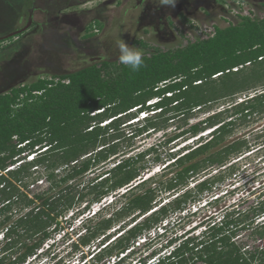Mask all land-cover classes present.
<instances>
[{
  "label": "trees",
  "instance_id": "16d2710c",
  "mask_svg": "<svg viewBox=\"0 0 264 264\" xmlns=\"http://www.w3.org/2000/svg\"><path fill=\"white\" fill-rule=\"evenodd\" d=\"M21 1L30 14L34 0ZM102 26L97 19L91 21L86 36L95 35ZM23 34L21 31L8 39ZM3 40L0 38V43ZM137 43L146 50L139 71H132L119 60L101 59L0 93V264L25 263L58 228V218L85 196L91 198L77 213L109 193L125 189L121 197L126 201L112 214L87 225L78 242L89 245L116 222L130 216L129 224H135L104 249L107 256L116 252L118 260L114 264H121L125 260L121 255L138 237L155 228L163 217L184 209L189 198L211 191L213 182L210 178L198 181L194 192L188 189L157 208L159 193L175 191L181 183L187 186L203 167L208 170L209 166H220L245 147L244 140H235L216 149L234 131L236 118L246 120L256 111L264 112V17L241 15L236 23L213 25L204 36L174 48L162 49L144 40ZM257 87L262 90L232 106L230 120L223 121L222 111L188 124L196 108L204 109L215 101ZM134 111L153 114L125 134L122 125L129 124ZM177 116L184 122L165 143L187 133L197 135L206 126H217L210 138H202L183 154L172 157L169 153L173 161L160 176L166 179L155 185L149 182L157 175L139 181L137 165L146 153L126 157L118 142L162 129ZM39 167L46 170L50 184L30 196L23 188L27 187L25 180L32 169ZM60 167L61 174L56 172ZM102 168H106L103 173L95 172ZM80 185L87 192L80 191ZM258 209V216L264 214V202ZM144 215L147 216L136 223ZM226 216L220 224L209 226L200 241L190 234L183 236L156 264H187L189 259L208 264H264V247L243 251L233 240L244 220L231 218L228 213ZM261 227L259 236L263 238L264 223ZM176 241L170 239L166 248ZM218 243L223 249H217ZM199 244H203L200 249ZM139 264L147 263L141 258Z\"/></svg>",
  "mask_w": 264,
  "mask_h": 264
},
{
  "label": "rangeland",
  "instance_id": "374dc122",
  "mask_svg": "<svg viewBox=\"0 0 264 264\" xmlns=\"http://www.w3.org/2000/svg\"><path fill=\"white\" fill-rule=\"evenodd\" d=\"M241 15L263 18L264 7L259 5L257 0H177L174 8L158 6L156 0H34V8L28 14L21 0H0V38L5 39L0 43V93L13 86L34 81L38 77L73 71L101 59L118 60L119 50L116 41L120 37L143 54L146 50L137 43L138 40H144L162 49L174 48L185 45L189 39L204 36L205 31L213 29V25L224 27L229 21L236 23ZM95 19L101 21L103 26L95 31V35L88 37L86 28ZM17 30H23L24 34L12 39L5 37ZM261 87L241 91L233 98L220 99L204 109L196 108L188 124L197 123L209 115L222 111L223 121L230 120L233 117L232 106L248 96L253 97L262 90ZM148 114L152 115L153 111L144 115L134 111L132 118L127 121L129 124H123L121 130L128 134L130 129L143 122V118ZM183 122L182 118L177 116L170 119L167 126L162 129L142 133L131 141L123 139L118 142L120 151H125L126 157L146 153L144 159L137 165L140 167L139 181L144 178L149 180L157 175V179L149 182V185H155L160 179H166L160 176L163 168L173 161L169 158V153L172 152V157L174 154L177 156L183 154L197 146L198 142L210 138L217 126H206L204 131L197 135L187 133L170 144L165 143L170 135L179 132L177 127L179 128ZM234 122V131L216 149L235 140H244L245 147L235 155L232 154L220 166L208 167L207 164L208 170L203 167L195 176L196 179L191 180L187 186L186 182L181 183L175 191L158 194L155 204L157 208L160 204L184 194L188 189L194 192L198 181L210 178V182H213L211 191H203L200 196L196 195L195 199L189 198L184 209L165 216L166 219L163 217L155 227L157 229L149 230L147 235L145 234L146 239L152 243L149 248L158 249V253L168 255L183 236L191 233L198 235L199 232L202 234V231L206 230L205 226L220 224L225 220L226 213L231 218L240 217L244 220L235 230L233 237L243 251H254L256 246L264 247V237L259 236L264 214L257 215L258 207L264 202V112L256 111L246 120H242L241 116ZM105 169H98L95 172L101 174ZM61 171L63 170L60 167L56 172L61 174ZM95 172L86 178L96 174ZM46 174L43 167L32 169L31 174L26 177L27 187L24 186V190L30 196L46 190L50 184ZM79 182L83 183L82 180ZM79 190L87 192L84 185H80ZM122 192H125V189L109 193L100 202L92 203L90 208L82 213L77 212L85 208L91 195L77 201L74 208L67 210L58 218L60 225L38 248L36 251L38 255L36 257L32 255L26 263L116 262L118 260L116 252L107 256L104 255V249L135 224V222L129 224L130 216L116 222L89 245L78 242L79 235L86 233L87 225L92 226L105 215L112 214L126 201V197H121ZM145 216L147 215L140 217L136 223L142 221ZM2 217L3 215H0V220ZM109 234V238H104ZM172 238L177 240L176 243L166 248ZM143 247L146 246L140 245L133 254L137 252L140 254L143 251L140 248ZM151 249L146 253V250L142 252V257L151 254ZM131 250L132 248L124 254H129ZM187 264L208 263L189 259Z\"/></svg>",
  "mask_w": 264,
  "mask_h": 264
},
{
  "label": "clouds",
  "instance_id": "9594fccd",
  "mask_svg": "<svg viewBox=\"0 0 264 264\" xmlns=\"http://www.w3.org/2000/svg\"><path fill=\"white\" fill-rule=\"evenodd\" d=\"M156 3L158 4V6H169V7H173L174 8L176 6L177 0H156ZM116 47L119 50V57H118L119 63L129 67L134 72L135 71H139L140 68L144 64V60L142 58V56H143L142 52L138 48H136L134 46H130V44L127 43L125 41V39H123L122 37L117 39ZM142 113L144 115V114H146L148 112H141V114ZM148 116H149V114L146 117H144L143 120H145ZM130 255L131 254L125 255V258H124L125 260L124 261H126V259Z\"/></svg>",
  "mask_w": 264,
  "mask_h": 264
},
{
  "label": "built area",
  "instance_id": "2783aa9c",
  "mask_svg": "<svg viewBox=\"0 0 264 264\" xmlns=\"http://www.w3.org/2000/svg\"><path fill=\"white\" fill-rule=\"evenodd\" d=\"M164 219H166V217H164ZM153 229H157V228H153ZM153 229H151V230H153ZM159 229V228H158ZM147 235V231H145L140 237H138L137 238V240L134 242V244L128 249V250H130L131 248H132V250H131V252L129 253V254H131L127 259H126V261H124L123 263H121V264H139L140 263V261H141V258L142 259H144L145 260V262L147 263V264H156L161 258H162V255L163 254H160V253H158V249H155V248H153V249H151V248H149V246H151L152 245V243H151V240H149V239H146V235ZM143 238H144V240H143ZM140 240H143L141 243L139 242ZM150 242V243H149ZM136 245H138V247L136 246ZM140 245H145L146 247H143V248H145V249H143V248H140V249H142L143 251L142 252H144L145 250V253L147 252V250H149V249H151L152 250V252H151V254H149V255H147V254H145L143 257H142V255H141V253L140 254H137V253H135V254H133V251L136 249V250H138V248H139V246ZM161 248H163L162 246H161ZM141 251V250H140ZM127 252V251H126ZM36 254H37V252H36ZM35 255V254H34ZM33 255V256H34ZM124 256L126 255V254H123ZM31 257V256H30ZM30 257H28V258H30ZM28 261V260H27ZM26 261V262H27ZM23 263V264H27V263ZM40 263V262H39ZM87 262H85L84 264H86ZM115 263V262H114ZM113 263V264H114Z\"/></svg>",
  "mask_w": 264,
  "mask_h": 264
},
{
  "label": "flooded vegetation",
  "instance_id": "af4514ba",
  "mask_svg": "<svg viewBox=\"0 0 264 264\" xmlns=\"http://www.w3.org/2000/svg\"><path fill=\"white\" fill-rule=\"evenodd\" d=\"M216 1H217V0H216ZM257 1L259 2V5H262V6L264 7V0H257ZM209 226H210V225H209ZM209 226H208V227L205 226L206 230L202 231V232H203L202 234H201V232H199L198 235H193V234L191 233V236L197 237L199 241L202 240L204 233H206V231L209 230ZM193 232H194V230H193ZM202 246H203V244H199V245L197 246V248L200 249ZM241 248H242V247H241ZM217 249H218V250L223 249L221 243H218ZM34 256L36 257L37 254H35ZM34 256H33V257H34ZM196 260H200V259H196ZM201 261H203V260H201ZM204 262H205V261H204Z\"/></svg>",
  "mask_w": 264,
  "mask_h": 264
},
{
  "label": "water",
  "instance_id": "95a60500",
  "mask_svg": "<svg viewBox=\"0 0 264 264\" xmlns=\"http://www.w3.org/2000/svg\"><path fill=\"white\" fill-rule=\"evenodd\" d=\"M29 23H30V22H29ZM28 25H29V24H28ZM21 31H23V30H17V31H15L14 33L9 34V35H7V36H5V37L13 36V35H15V34L21 32Z\"/></svg>",
  "mask_w": 264,
  "mask_h": 264
}]
</instances>
